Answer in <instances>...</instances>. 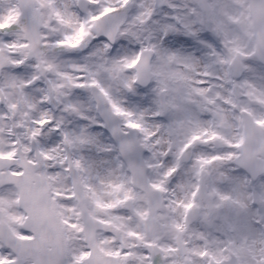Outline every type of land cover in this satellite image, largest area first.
<instances>
[{"label":"snow or ice","instance_id":"6c2138e0","mask_svg":"<svg viewBox=\"0 0 264 264\" xmlns=\"http://www.w3.org/2000/svg\"><path fill=\"white\" fill-rule=\"evenodd\" d=\"M0 264H264V0H0Z\"/></svg>","mask_w":264,"mask_h":264}]
</instances>
